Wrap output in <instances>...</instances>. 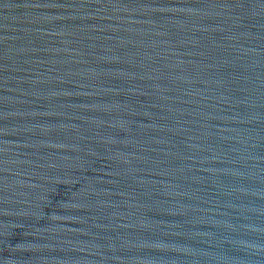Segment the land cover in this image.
Listing matches in <instances>:
<instances>
[{
    "label": "water",
    "instance_id": "1",
    "mask_svg": "<svg viewBox=\"0 0 264 264\" xmlns=\"http://www.w3.org/2000/svg\"><path fill=\"white\" fill-rule=\"evenodd\" d=\"M0 264H264V0H0Z\"/></svg>",
    "mask_w": 264,
    "mask_h": 264
}]
</instances>
